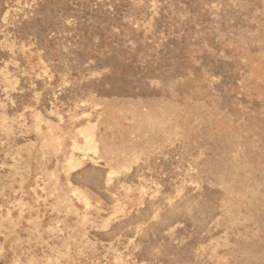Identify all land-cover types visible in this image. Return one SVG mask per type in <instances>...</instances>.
Returning a JSON list of instances; mask_svg holds the SVG:
<instances>
[{
	"label": "rangeland",
	"instance_id": "374dc122",
	"mask_svg": "<svg viewBox=\"0 0 264 264\" xmlns=\"http://www.w3.org/2000/svg\"><path fill=\"white\" fill-rule=\"evenodd\" d=\"M0 264H264V0H0Z\"/></svg>",
	"mask_w": 264,
	"mask_h": 264
}]
</instances>
